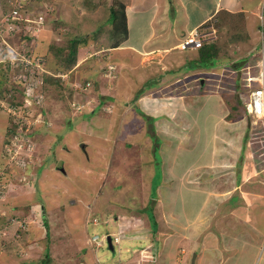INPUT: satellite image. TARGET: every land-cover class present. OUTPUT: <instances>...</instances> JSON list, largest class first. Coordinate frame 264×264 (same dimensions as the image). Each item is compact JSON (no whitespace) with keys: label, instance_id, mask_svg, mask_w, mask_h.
I'll return each instance as SVG.
<instances>
[{"label":"rangeland","instance_id":"1","mask_svg":"<svg viewBox=\"0 0 264 264\" xmlns=\"http://www.w3.org/2000/svg\"><path fill=\"white\" fill-rule=\"evenodd\" d=\"M7 1L0 3L4 6ZM153 1L24 0L28 14L24 23L32 25L31 32H26L33 40L30 43L21 34H7L14 49L7 55L13 52L20 57L26 50L33 51L43 60L44 77L51 74L61 80L55 85L45 79L39 85L34 81L28 87L13 78L6 59L0 64V95L4 98L0 97V264H157L149 255L153 246H161L158 237L164 234L167 242L177 238L178 225H183L175 220L169 229L164 224L171 222L169 218L174 220L172 215L179 216L171 211L174 208L169 202L179 201L183 194L192 198V192L220 199L229 182L212 176L206 163H196L183 170V191L177 193L168 188L172 176L166 174L167 184L162 185L166 167H173L181 153L195 156L197 152L205 157L214 147L217 153L222 148L232 153L237 160L231 168L235 172L245 166L247 150L260 147L261 124L254 126L236 102L243 99V76L256 56L259 35L249 39L246 33L238 34L241 18L225 13L210 26H201L206 44L217 42L229 53V59L208 71L185 59L196 58L198 50H170L159 63L156 55L164 49L159 35L153 33L157 39L146 47L158 41L161 51L155 46L141 53L131 50L126 44L129 37L118 39L116 43L122 47L115 49L110 37L111 8L122 2L133 11L141 10L129 20L128 43L139 49L152 29L151 10L141 8ZM164 1L173 9L169 18L177 26L185 12L179 10L182 5ZM244 5L256 10L252 20L257 22V30L264 29V0L245 1ZM36 22L41 23L35 26ZM177 35L173 41L167 39L166 45L179 43L187 34ZM170 36L174 35L167 33ZM79 37L85 42L76 45L77 64L65 71L63 56L51 50L50 44L67 50L71 40ZM178 61H182L180 65H174ZM176 77L183 78L170 84ZM212 94L218 95V104L230 106L231 113L236 107L233 118H226L244 120V134L240 124L231 140L222 134L216 137L218 141L209 140L212 133L208 136L204 122L210 119L207 108ZM175 99L185 105L175 107ZM15 102L21 106L17 110L11 105ZM212 160L217 163L215 155ZM163 208L169 210L160 216ZM150 212L156 216L157 227L150 223ZM181 238H177L179 257L190 245ZM130 243L134 246L126 251ZM132 253L133 259L129 258Z\"/></svg>","mask_w":264,"mask_h":264},{"label":"crops","instance_id":"2","mask_svg":"<svg viewBox=\"0 0 264 264\" xmlns=\"http://www.w3.org/2000/svg\"><path fill=\"white\" fill-rule=\"evenodd\" d=\"M245 1L252 0H207L206 2L205 0H199V4H196V0H175V3L182 5L179 10L182 9L181 12L185 11L183 18L178 21L176 19V12L173 13V21H177L178 23L176 26L174 22L170 21L169 12H172L173 9L169 6L167 1L154 0L150 6L143 5L141 8L142 10H151L149 21L150 27L152 25V29L147 36H144L142 43L139 45V49L136 48V45L128 43V41H130L131 32L129 20L130 16H133L135 12H139L141 10L133 11L130 5H126L127 28L129 33V38L127 37L128 39L126 44L131 50L133 49L141 53L140 50L147 51L149 48L153 49L154 46L155 50L161 51V47L158 46L160 42L163 46L164 52L163 54L158 53L156 56L158 58V62L160 61L159 63H161V60L164 59L165 56H169L168 54H171L169 53L171 52L170 50H176L177 45L183 40L182 39L179 43L176 42L166 45L167 39H169V41H173V39L175 40L178 36V32L181 35L184 33L188 35L195 29L199 30L205 23L211 21V19H216L217 16H220L223 13H225L226 16L231 15L235 19L241 18L243 26L240 27L238 25L237 33L241 35H245L246 33L247 36H249V39L250 37L252 39V36L255 37L259 35V31L257 30L258 24L254 19L252 20L253 16H257V13L256 10L250 11L249 9H246L244 5ZM165 11L168 14H165ZM180 14L182 16V13ZM192 14L193 16H191ZM262 21H264V19ZM168 28H171V30H168ZM152 33L159 35L158 38L161 41H157L154 45L146 47L147 43L149 44L150 42L151 44L157 39H155ZM167 33L168 35L173 34L174 36L167 38ZM211 43L213 42L208 41V44ZM119 46L115 49L122 47V45L120 47ZM257 46L258 42L256 47ZM173 55L174 53H172V55L165 60H169L173 57ZM191 58L185 59L188 62H192L195 58ZM182 61H178L174 65H180ZM174 65L169 64V68H173ZM211 67L213 68V66ZM202 69L204 71L207 70V68ZM184 75H187L186 78L190 76L186 72ZM183 77H176L170 80L169 83L174 85L177 81L182 80ZM212 93L217 94L218 91H212ZM213 94L211 95L213 98L209 101V106L207 108L210 119L204 122V127H206L207 130L209 129L208 136L212 133L209 140L218 141L216 137L219 134H222L225 140L229 141L235 133L233 131L238 129L240 124H244V120L236 119L235 121L230 122L226 116H230L231 107L226 106L225 103L221 105L218 104V95ZM174 102L176 103L177 100L173 101V103ZM181 104L185 105L184 101H181ZM181 104L176 103L174 106L180 108ZM220 109L222 110V113H220ZM241 128L242 133L244 134V125H242ZM223 140L224 139H221V141ZM206 144L207 143H205V145ZM252 145L257 147V145H254L253 143ZM216 150L217 149L213 147L211 154L208 156L205 154V157L201 153L196 155L197 152H195V156L192 155L193 153L185 155L181 153L177 159H174L175 163L173 164V167L170 165L166 167V170L163 173L164 176L162 185L164 186L167 184L165 178L166 174L168 176H172L173 181L172 184L170 182L168 183V188L177 193H181L183 191L180 187V182L182 181L180 180V176L183 173V170L196 163H206V168L208 167L209 170H211L209 173L212 176L218 175L221 178L228 179L229 182L228 186L225 188V195H223L220 199L216 197L211 199L209 196H205L204 194L199 195V193L192 192L190 194L192 195V198H187L186 196L184 198L183 196L185 194H183L180 195L181 199L179 201L169 202L168 205L174 208L171 211L179 216L177 217L176 215H172L174 216V220L173 218H169L171 222L166 220L164 224H166L170 229L175 220L176 223L182 222L183 225H181V227L178 225L177 232L175 233L176 237L180 238V235H182L183 239L181 238V241H189L190 245L189 248L182 251V257H179L180 253L178 247L181 244L179 245L177 238H170V242H167L166 240L168 239L165 238L163 234L161 236L162 238L158 237L159 241H156L161 246L157 247L155 245L153 246V249L150 250L149 258L153 263L264 264V159L262 158L263 156H261L260 147H258L255 151L249 148L245 155V166H242L241 170L235 172L231 170V168L237 165V160H235L232 153L228 150L225 151L224 148H222L219 153H217ZM214 155L217 161L216 164L211 162ZM196 158L199 160H196ZM174 185L176 188H173ZM185 192H187V190H185ZM169 199L170 197L168 200ZM213 199L215 201H212ZM163 200L168 202L165 198ZM169 201H171V199ZM171 203L173 204L172 206ZM162 204L166 205V203ZM190 204H192V209L189 208ZM193 205L197 209L194 208ZM168 210V208H163V210L159 212V215H166ZM201 218L203 219L202 224L198 222ZM187 225H191L192 227L189 229L186 228L185 231L184 226L187 227ZM188 235L192 236L187 240L186 236ZM114 238L116 239L117 236H114ZM119 239L121 240V238ZM202 239H204V242H201ZM107 242L109 246H112V238ZM116 243L120 244V241ZM130 245L131 246L125 247L126 251L133 248V243H130ZM136 251L137 250L133 252L135 253ZM134 256L135 255L132 253V257L130 256L129 258L133 259Z\"/></svg>","mask_w":264,"mask_h":264},{"label":"built area","instance_id":"3","mask_svg":"<svg viewBox=\"0 0 264 264\" xmlns=\"http://www.w3.org/2000/svg\"><path fill=\"white\" fill-rule=\"evenodd\" d=\"M6 5L0 3V64H4L5 59L8 62V66L11 71H14L13 78L19 82H25L28 87L34 81L36 84L43 83L44 77V63L38 56L34 55L33 51H24L21 56L11 52L7 55V52L12 48L9 44L7 34H20L21 32H31L32 25L27 27L24 23L28 15L24 12L26 7L24 6V0H9ZM12 5V8L10 7ZM41 23V22H40ZM37 23L35 26H39ZM40 30V29H39ZM28 34V33H25ZM204 35H202L198 29L191 31L178 45L177 48L181 51L186 50H198L206 44ZM28 43L24 44L26 47ZM258 49L256 50V56L253 61L249 62L250 65L246 67V74L243 79L245 81L244 89L242 90L243 99H241L242 108L245 117H248L255 125L261 124L263 141L260 145V152L264 159V29L263 26L259 31ZM14 51V49L12 48ZM13 56V57H12ZM252 68L253 71H251ZM257 71V75H250L251 72ZM42 79V81H40ZM41 86V85H40ZM89 86V84H88ZM241 92V91H239ZM1 100H4L2 97ZM1 104V103H0ZM14 110L19 109L21 106L18 102L11 103ZM16 122V120H14ZM252 130V129H251ZM253 136V133L250 131Z\"/></svg>","mask_w":264,"mask_h":264},{"label":"trees","instance_id":"4","mask_svg":"<svg viewBox=\"0 0 264 264\" xmlns=\"http://www.w3.org/2000/svg\"><path fill=\"white\" fill-rule=\"evenodd\" d=\"M216 19L218 20V16L216 17ZM214 20L211 19V21H208L205 24H207V26L208 25L210 26ZM110 22L112 24V29L110 30V37L113 40V43H115L114 47H118L119 46L118 44L120 43V42L116 43L118 39H121V40L127 39L129 35L128 28H127L126 6L124 3L117 2V4H115V6L111 8ZM25 33H28V32L25 31ZM25 33L24 32L20 33L22 38L28 40L31 43L33 40L32 34H25ZM81 40L82 38L80 37L77 39H72L67 50L65 49L66 47H56V46H53V44L49 43L51 50H53L57 55L61 53V56H63V60H61V65L63 66L65 71H70L76 66L77 64L76 45L78 43L80 44L82 42H85V41L80 42ZM222 46H220L218 43L205 44L202 48L198 50V56L194 60H192L191 65L194 63L196 68L197 67L207 68V70L211 69L212 68L211 66L218 67L222 65L224 63V60L229 59L228 58L229 57L228 48L222 47ZM45 80L50 85H55V84H60L61 79L51 74H48L46 75ZM236 102L239 105H242L241 101H239L238 99ZM235 109H233L232 113L235 111ZM232 113L229 116L230 118H233ZM237 117H240V115H238ZM12 123H13L12 128L11 127L10 128L12 129L11 131H14L15 129L13 130V128H14L15 123L14 122ZM148 206H150L151 211H152L151 204H149ZM152 213L151 212L149 213V216H150L149 220H151L153 226L157 227L155 215H153L154 213L153 214ZM47 226L49 225L47 224ZM48 263H49L48 261L43 262V264H48Z\"/></svg>","mask_w":264,"mask_h":264},{"label":"water","instance_id":"5","mask_svg":"<svg viewBox=\"0 0 264 264\" xmlns=\"http://www.w3.org/2000/svg\"><path fill=\"white\" fill-rule=\"evenodd\" d=\"M201 82H202V84H203L204 79H202ZM83 146H84V144H83ZM110 240H111V238L108 237V241H110Z\"/></svg>","mask_w":264,"mask_h":264},{"label":"clouds","instance_id":"6","mask_svg":"<svg viewBox=\"0 0 264 264\" xmlns=\"http://www.w3.org/2000/svg\"><path fill=\"white\" fill-rule=\"evenodd\" d=\"M177 50H179L178 48H177ZM199 50V49H198ZM179 51H181V50H179Z\"/></svg>","mask_w":264,"mask_h":264}]
</instances>
